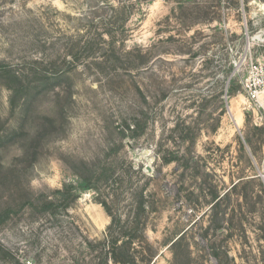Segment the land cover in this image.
Listing matches in <instances>:
<instances>
[{
  "label": "rangeland",
  "instance_id": "obj_1",
  "mask_svg": "<svg viewBox=\"0 0 264 264\" xmlns=\"http://www.w3.org/2000/svg\"><path fill=\"white\" fill-rule=\"evenodd\" d=\"M258 62L264 0H0V212L27 184L87 181L58 217L101 241L98 202L136 190L154 264H264V118L243 89ZM57 235L21 197L0 264H71L80 235Z\"/></svg>",
  "mask_w": 264,
  "mask_h": 264
},
{
  "label": "trees",
  "instance_id": "obj_2",
  "mask_svg": "<svg viewBox=\"0 0 264 264\" xmlns=\"http://www.w3.org/2000/svg\"><path fill=\"white\" fill-rule=\"evenodd\" d=\"M124 136V135H123ZM86 168V163L83 162ZM94 170V171H93ZM77 178H81L80 171L73 169ZM97 169L91 170V175H96ZM78 185L64 183L61 188L51 190V194L42 191H33L27 184L28 194L23 196L11 193L6 201V207L0 212V223L7 221L14 208L17 206L21 197L26 201V205L36 208V210L48 218H53V222L58 228V247H70L72 236L76 233L80 235L79 250L69 251V257L64 262L71 264H154L155 252L153 247L148 244L145 238L146 219L148 213L153 209L146 201L143 192L131 191L133 199L122 207V210L113 211L105 201H99L109 217V223L105 229L104 238L101 241H93L87 236L82 235L75 223L68 219L63 221L59 219L60 212L67 213L69 202L77 197V192L82 187L95 188L87 181H78ZM86 183V184H85ZM235 183L233 187L236 185ZM173 240L171 245L178 239ZM61 249V248H60ZM216 256V254H214ZM39 257V256H38ZM25 264H33L30 261Z\"/></svg>",
  "mask_w": 264,
  "mask_h": 264
},
{
  "label": "built area",
  "instance_id": "obj_3",
  "mask_svg": "<svg viewBox=\"0 0 264 264\" xmlns=\"http://www.w3.org/2000/svg\"><path fill=\"white\" fill-rule=\"evenodd\" d=\"M243 89L248 99L262 108L264 118V63H252L243 80Z\"/></svg>",
  "mask_w": 264,
  "mask_h": 264
}]
</instances>
